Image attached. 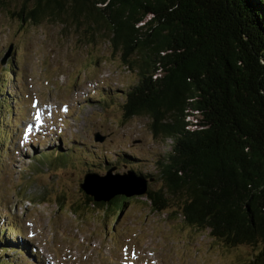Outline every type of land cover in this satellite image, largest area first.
<instances>
[{
	"label": "rangeland",
	"instance_id": "rangeland-1",
	"mask_svg": "<svg viewBox=\"0 0 264 264\" xmlns=\"http://www.w3.org/2000/svg\"><path fill=\"white\" fill-rule=\"evenodd\" d=\"M21 5L0 0V97L15 110H0V237L26 248L0 242L5 264H253L257 247H228L175 207L156 212L146 197L122 211L89 203L79 185L87 173L157 177L172 141L154 136L148 116L126 118L139 75L106 27L91 34L86 17L22 21ZM11 61L14 74L5 75Z\"/></svg>",
	"mask_w": 264,
	"mask_h": 264
},
{
	"label": "trees",
	"instance_id": "trees-1",
	"mask_svg": "<svg viewBox=\"0 0 264 264\" xmlns=\"http://www.w3.org/2000/svg\"><path fill=\"white\" fill-rule=\"evenodd\" d=\"M20 1L22 21L86 17L91 34L106 27L113 51L138 73L125 116H148L154 136L172 142L157 177L131 169L150 179L146 194L133 197H146L156 212L175 207L187 224L228 247H257L253 264H264V0ZM6 73L14 74L12 61ZM85 194L90 204L118 211L133 198ZM8 238L0 242L25 251Z\"/></svg>",
	"mask_w": 264,
	"mask_h": 264
},
{
	"label": "water",
	"instance_id": "water-1",
	"mask_svg": "<svg viewBox=\"0 0 264 264\" xmlns=\"http://www.w3.org/2000/svg\"><path fill=\"white\" fill-rule=\"evenodd\" d=\"M97 141H104L105 136L100 132L95 134ZM111 172V170L109 171ZM111 174V173H110ZM101 176L95 172L87 173L80 187L96 200L110 201L117 195L128 197L145 195L149 189L150 179L138 176L134 171L129 170L127 173L116 176ZM154 178L151 179L153 181Z\"/></svg>",
	"mask_w": 264,
	"mask_h": 264
}]
</instances>
